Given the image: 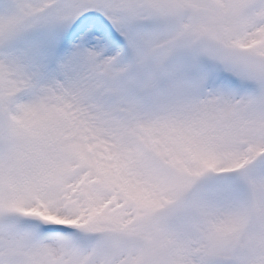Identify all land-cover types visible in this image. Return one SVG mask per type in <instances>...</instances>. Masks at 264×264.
Listing matches in <instances>:
<instances>
[{"label": "snow or ice", "instance_id": "6c2138e0", "mask_svg": "<svg viewBox=\"0 0 264 264\" xmlns=\"http://www.w3.org/2000/svg\"><path fill=\"white\" fill-rule=\"evenodd\" d=\"M0 264H264V0H0Z\"/></svg>", "mask_w": 264, "mask_h": 264}]
</instances>
